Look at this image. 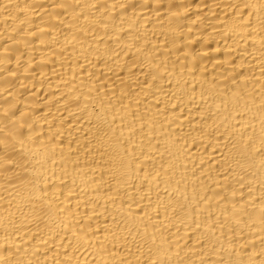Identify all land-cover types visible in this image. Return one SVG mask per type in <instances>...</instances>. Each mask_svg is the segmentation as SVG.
Masks as SVG:
<instances>
[{
	"label": "bare ground",
	"instance_id": "obj_1",
	"mask_svg": "<svg viewBox=\"0 0 264 264\" xmlns=\"http://www.w3.org/2000/svg\"><path fill=\"white\" fill-rule=\"evenodd\" d=\"M0 264H264V0H0Z\"/></svg>",
	"mask_w": 264,
	"mask_h": 264
}]
</instances>
